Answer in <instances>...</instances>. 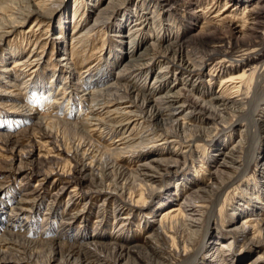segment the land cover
<instances>
[{
	"label": "rangeland",
	"instance_id": "1",
	"mask_svg": "<svg viewBox=\"0 0 264 264\" xmlns=\"http://www.w3.org/2000/svg\"><path fill=\"white\" fill-rule=\"evenodd\" d=\"M229 1L0 0V261L264 264V0Z\"/></svg>",
	"mask_w": 264,
	"mask_h": 264
},
{
	"label": "bare ground",
	"instance_id": "2",
	"mask_svg": "<svg viewBox=\"0 0 264 264\" xmlns=\"http://www.w3.org/2000/svg\"><path fill=\"white\" fill-rule=\"evenodd\" d=\"M229 2H233V3H236V2H238V0H230ZM242 3H243V0L241 1ZM111 3V2H110ZM43 4V3H42ZM228 3H226V6H225V8H224V10L223 11H226V8H227V5ZM237 4V3H236ZM36 5V4H35ZM38 5V4H37ZM45 5V4H44ZM108 9V8H107ZM233 11V10H232ZM224 12H222V14H223ZM251 13H256V14H258V12H254L253 10H251L250 11V14ZM222 14H218L216 17H219L220 15H222ZM244 29H247V27H245ZM214 50H216V51H218L219 49H221V45H215L214 47ZM168 51L170 52V50L168 49ZM181 52V51H180ZM165 54V53H164ZM200 55V54H199ZM162 56H163V54H162ZM161 56V57H162ZM167 56V55H166ZM167 58V57H166ZM76 60V59H75ZM173 60V59H172ZM176 59H174V61L172 62L174 65H177L181 70L182 69H187L188 68V66H189V63L186 61V60H183L182 58H181V56H180V54H179V59H178V61H175ZM241 61V60H240ZM73 62H75V61H73ZM132 62V61H131ZM216 67V66H215ZM218 69V68H217ZM190 70V69H189ZM215 72V71H214ZM223 72V71H222ZM221 72V73H222ZM259 72V71H258ZM191 74V73H190ZM213 78L215 77V75H211ZM242 77L243 76H245V72H242V75H241ZM189 77H190V75H189ZM199 78L200 77V75H199V73H197V74H195L194 73V75L191 77V78ZM233 78V77H232ZM238 78V77H237ZM235 80V79H234ZM227 83H230V86H231V90H234L232 93L233 94H236V97L237 96H239L238 95V92H239V90H240V85H241V81H236V82H234L233 81V79L232 80H228V81H226V82H224V84H223V86L224 85H226ZM229 86V87H230ZM134 90V89H133ZM133 90L132 89H127V91H126V94H127V96L128 97H130V95H132L133 94ZM135 91V90H134ZM104 93V92H103ZM150 95H151V93L153 94L154 92H148ZM148 94V95H149ZM217 94H219V95H217ZM217 94H215L211 99L212 100H214V101H217V102H221V104H222V106H227L228 104L230 105H232V104H239L240 102L237 100V99H235V98H233V97H228V96H225L224 95V93H223V90L221 91V92H219V93H217ZM235 97V96H234ZM134 98V97H133ZM146 100H144V106H145V104L146 103H149L152 99L151 98H145ZM159 99V98H158ZM135 101V100H134ZM160 102H161V104H163V105H166V108H167V106H173V105H176V104H178V102H179V100H178V98L175 96V95H169V94H167V95H165V96H163V97H161L160 98ZM142 104V103H141ZM147 106V105H146ZM172 108V107H171ZM181 108H185V106H179L178 107V109H181ZM165 109V108H164ZM202 110V109H201ZM206 110V109H205ZM149 111V110H148ZM148 111H146L147 112V114H146V118H148L149 120H151L152 122H154V124L156 125V126H163V124H165L164 123V121H166L165 119H163L162 118V116H161V112H160V109L158 108V109H153V110H151V112H148ZM168 115V117L166 118V119H168L167 121H169V122H171V123H175V122H173V121H170V118L174 115V114H167ZM195 119V118H194ZM202 121V120H201ZM256 122V121H255ZM170 123V124H171ZM256 124V123H255ZM259 124H260V126L261 127H264V121H259ZM175 125V129H176V127H178L177 126V124L175 123L174 124ZM186 126L184 125V123H181L180 124V126L178 127V129H184ZM259 129V128H258ZM200 136V135H199ZM6 144H8V142L7 143H5V145ZM225 151L221 154V157H220V162H219V164H220V166L221 167H228V168H230L234 163H236L235 162V160H234V153H235V147H231V148H227V149H224ZM27 157V156H26ZM73 160V159H72ZM215 160V159H214ZM232 168V167H231ZM80 173V172H79ZM57 174V173H56ZM261 180H264V164H263V167H262V170H261ZM59 175V174H58ZM60 176V175H59ZM146 177H149L150 178V180L151 181H153V179H156V175H146ZM60 178V177H59ZM96 190V189H95ZM22 202V201H21ZM187 202V201H186ZM16 205L17 206H15L14 207V209H16V210H19V211H25V209L24 210H22L23 208H21V207H19L20 206V202H18V203H16ZM186 206L188 207V206H190V207H194L192 204H186ZM245 210V213H249L248 211H249V209H247V208H245L244 209ZM180 209H176V210H170V211H168V212H166L165 214H163V219L165 220V219H167V218H171V219H173L174 218V216L172 215V213H175L176 212V215H178V216H180L181 214H180ZM190 211H192V209L190 210ZM14 212H15V210H14ZM182 212V211H181ZM14 214V213H13ZM15 214H16V212H15ZM70 214V213H69ZM16 216H18V214H16ZM72 216V215H71ZM162 219V220H163ZM184 220V219H183ZM190 220V219H189ZM192 223H196L194 220H190ZM246 222V221H245ZM241 231H240V234H242L241 236H244V234H246V232L247 231H245V229L244 228H242V229H240ZM10 240H12V239H10ZM98 244V243H97ZM91 245H93L94 246V244H91ZM101 245V244H100ZM84 246V245H83ZM88 247V246H87ZM95 247V246H94ZM104 247V246H103ZM117 247V246H116ZM223 249H224V247H226V246H221ZM140 248L139 247H136V246H134V248H133V250H120V249H118L119 250V252H117L116 254V256H115V258H114V260H113V262H112V264H129V262H131V259L129 258V256H128V254H129V252L130 251H135V250H139ZM114 250V249H113ZM86 251V250H85ZM121 251V252H120ZM189 251V250H188ZM157 252V251H156ZM183 252H185L186 253V250H185V248L183 249ZM72 259V258H71ZM99 259V258H98ZM58 261V260H57ZM0 262H2V263H4V264H6V263H13L12 262V260H10V259H2ZM15 262V261H14ZM74 263V262H73ZM75 264H94L93 263V261H89V260H82V261H77V262H75ZM96 264V263H95Z\"/></svg>",
	"mask_w": 264,
	"mask_h": 264
}]
</instances>
